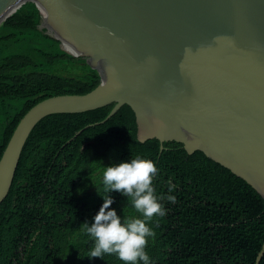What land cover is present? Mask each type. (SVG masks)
<instances>
[{"label": "trees", "instance_id": "1", "mask_svg": "<svg viewBox=\"0 0 264 264\" xmlns=\"http://www.w3.org/2000/svg\"><path fill=\"white\" fill-rule=\"evenodd\" d=\"M39 19L27 1L0 26V157L35 104L83 95L100 83L84 58L38 29ZM112 107L52 114L33 128L0 204V264H123L115 254L89 258L93 244L82 223L103 203L104 168L136 155L155 161L157 193L167 194L169 179L176 186L175 203L163 200L166 215L150 221L155 235L146 251L153 264H255L264 243L263 198L201 151L188 154L172 141L160 153L158 140L138 141L128 105L98 124ZM109 195L122 220L140 215L127 198Z\"/></svg>", "mask_w": 264, "mask_h": 264}, {"label": "water", "instance_id": "2", "mask_svg": "<svg viewBox=\"0 0 264 264\" xmlns=\"http://www.w3.org/2000/svg\"><path fill=\"white\" fill-rule=\"evenodd\" d=\"M27 1L38 29L100 83L24 114L0 157V204L38 122L111 104L98 124L128 105L138 141L158 140L160 153L172 141L201 151L264 200V0H0V26ZM263 254L264 243L255 264Z\"/></svg>", "mask_w": 264, "mask_h": 264}, {"label": "clouds", "instance_id": "3", "mask_svg": "<svg viewBox=\"0 0 264 264\" xmlns=\"http://www.w3.org/2000/svg\"><path fill=\"white\" fill-rule=\"evenodd\" d=\"M158 172L153 159L140 155L104 168L101 180L106 195L103 203L91 222L82 223L93 244L89 258L115 254L123 264H153L146 251L148 239L155 235L150 221L166 215L163 200L176 201L173 194L176 186L171 179L167 182V194L157 193L153 180ZM112 191L127 198L140 215L122 220L116 209L110 207L114 203V197L109 195Z\"/></svg>", "mask_w": 264, "mask_h": 264}, {"label": "bare ground", "instance_id": "4", "mask_svg": "<svg viewBox=\"0 0 264 264\" xmlns=\"http://www.w3.org/2000/svg\"><path fill=\"white\" fill-rule=\"evenodd\" d=\"M15 11H16V10H15ZM15 11H14V12H15Z\"/></svg>", "mask_w": 264, "mask_h": 264}]
</instances>
